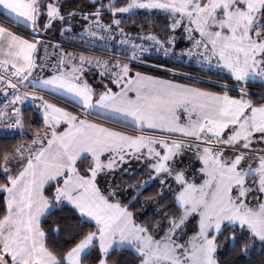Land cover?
Segmentation results:
<instances>
[{
	"label": "snow or ice",
	"instance_id": "obj_1",
	"mask_svg": "<svg viewBox=\"0 0 264 264\" xmlns=\"http://www.w3.org/2000/svg\"><path fill=\"white\" fill-rule=\"evenodd\" d=\"M0 16V132L22 137L0 145V264H264V0H0ZM153 49L210 75L133 67Z\"/></svg>",
	"mask_w": 264,
	"mask_h": 264
},
{
	"label": "trees",
	"instance_id": "obj_2",
	"mask_svg": "<svg viewBox=\"0 0 264 264\" xmlns=\"http://www.w3.org/2000/svg\"><path fill=\"white\" fill-rule=\"evenodd\" d=\"M72 2L73 3H80V4H90L91 0H72ZM0 18H3V17L0 16ZM137 23H140V21L138 20ZM162 23H163L162 19H157V21L155 23V27L157 28V30H159V25ZM76 30L79 31V26H77ZM21 31L23 32L24 29L21 28ZM49 35H51L53 38H59V39L61 38L58 30H53L52 32L49 33ZM74 50L81 51L82 49H74ZM86 53L96 54V53L88 52V51H86ZM146 61L148 63H150L151 65H154V66L163 65V67H165L167 69L175 67L172 64H169V63L164 62V61L155 60V59H149L148 58ZM133 67H138L139 70L151 72V73H154L156 75H160L161 73H166L165 71L157 70V69L150 68V67L143 66V65H133ZM181 71L188 72V73H191L193 75H201V76L210 75V73L201 72L200 70L194 69V68H184L183 67V68H181ZM179 79H183V77H179ZM212 79L218 80V79H223V77L213 76ZM204 86H206V87L211 86V83H207ZM249 87L251 88V90L253 92H259L261 90V86L259 84H250ZM24 113H25V117H26V123H31L33 128L35 126H38L40 123H42V117L34 106H30L27 109H25ZM25 131L28 132L30 135V131H31L30 129H28L26 127ZM20 139H22V137L20 135H15L13 137V136H4L3 134L0 133V145H3V144L12 145V144H15L17 141H19ZM139 178L143 179V177H139ZM151 190L152 189L149 188L146 190V192H150ZM225 255H227V253ZM241 264H246V261H241Z\"/></svg>",
	"mask_w": 264,
	"mask_h": 264
},
{
	"label": "built area",
	"instance_id": "obj_3",
	"mask_svg": "<svg viewBox=\"0 0 264 264\" xmlns=\"http://www.w3.org/2000/svg\"><path fill=\"white\" fill-rule=\"evenodd\" d=\"M46 38H47V37H46ZM53 39H55V40H60L61 38H60V39H59V38H53ZM66 43H69V42H66ZM85 44H86V42L77 41V42H75V46H74L71 50H74V49H82V50H85ZM100 50H101V49H100L99 47H97V48L95 49V52H93V51L91 50V46L89 45L87 51H88V52H93V53H98ZM41 51H42V50H41ZM49 51H51V49H49ZM148 58H149V59L159 60V61H164V62H167V63H169V64H172L173 66L178 67V68L181 66V64H183V65H184V66H183L184 68H194V69H198V70H199V68H198L196 65H194V64H192V63H189V62L187 61V58H185L184 61H176V60L171 59L170 57H166V56L163 54L162 51H161V52H156L154 49H153V51L150 52V53H145V54L143 55V60H142V61H134V62H133V65H143V66H147V67L154 68V69H157V70H164V71H167L165 67L154 66V65H151L150 63H148V62L146 61ZM183 67H182V68H183ZM2 100H3V97L0 96V102H2ZM53 100H54V101H57V100L54 99V98H53ZM33 103H34V102L31 101V100L25 101L24 104H23V106H22V110H23V112H24V110L27 109L28 107L33 106ZM60 103L62 104L63 102H60ZM63 105L68 106L69 108L72 107L71 105H69V104H67V103H63ZM0 133L3 134L2 132H0ZM17 135H19V134H17Z\"/></svg>",
	"mask_w": 264,
	"mask_h": 264
},
{
	"label": "rangeland",
	"instance_id": "obj_4",
	"mask_svg": "<svg viewBox=\"0 0 264 264\" xmlns=\"http://www.w3.org/2000/svg\"><path fill=\"white\" fill-rule=\"evenodd\" d=\"M73 51H76L77 53H79V51L77 50H73ZM87 55H93V54H90V53H85ZM98 75V71L96 70H93L92 72H86V76L87 78L89 79L90 82H92L94 85L96 84V80H95V76ZM171 73L170 72H167V73H161L160 75L158 76H162V77H168L170 76ZM61 97V96H60ZM62 98H66V97H62ZM66 99H69V98H66ZM54 102H58V101H54ZM60 103V102H58ZM61 104V103H60ZM63 104V103H62ZM61 104V105H62ZM63 106V105H62ZM35 108L37 109L38 111V107H37V104L35 103ZM39 112V111H38ZM40 113V112H39Z\"/></svg>",
	"mask_w": 264,
	"mask_h": 264
},
{
	"label": "crops",
	"instance_id": "obj_5",
	"mask_svg": "<svg viewBox=\"0 0 264 264\" xmlns=\"http://www.w3.org/2000/svg\"><path fill=\"white\" fill-rule=\"evenodd\" d=\"M2 17V16H1ZM23 29V28H22ZM24 31H27L26 29H24ZM167 71H165L166 73L169 72L168 69L166 68ZM140 71H143V70H140ZM161 71H164V70H161ZM143 72H146L148 74H152V75H156L154 73H151V72H147V71H143ZM182 77V76H181ZM179 79V77H177ZM210 83V82H209ZM53 98H56L57 100H59L58 102H63V103H67V104H70L72 106V102L70 101V99H66V98H62L60 96H53ZM63 105V104H62ZM33 106L35 107V103H33ZM65 106V105H63ZM41 115V114H40Z\"/></svg>",
	"mask_w": 264,
	"mask_h": 264
}]
</instances>
